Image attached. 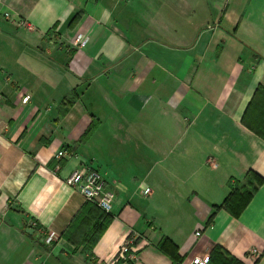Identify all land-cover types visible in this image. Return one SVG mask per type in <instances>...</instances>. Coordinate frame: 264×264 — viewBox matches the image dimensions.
Returning a JSON list of instances; mask_svg holds the SVG:
<instances>
[{
  "label": "crops",
  "instance_id": "obj_1",
  "mask_svg": "<svg viewBox=\"0 0 264 264\" xmlns=\"http://www.w3.org/2000/svg\"><path fill=\"white\" fill-rule=\"evenodd\" d=\"M0 70V264H173L163 237L180 264H264V0H0ZM83 162L115 192L90 249ZM248 172L239 215L215 210Z\"/></svg>",
  "mask_w": 264,
  "mask_h": 264
},
{
  "label": "trees",
  "instance_id": "obj_2",
  "mask_svg": "<svg viewBox=\"0 0 264 264\" xmlns=\"http://www.w3.org/2000/svg\"><path fill=\"white\" fill-rule=\"evenodd\" d=\"M92 129L90 126L85 135ZM258 131V130H257ZM261 133V132H260ZM263 183V180L253 172H248L245 181L242 183L237 179L230 178L227 182L229 193L224 198L222 203L215 206L214 209L223 208L230 214L238 216L239 213L249 203L258 187ZM111 215L96 207L90 202H85V205L75 214L69 224V229L75 230L79 239L75 240L77 245L85 244L89 249L93 243L99 238ZM159 249L166 253L172 260L173 264H180V256L177 253L176 245L166 237H163L158 243ZM214 253L216 264L224 261L227 256L225 251L218 246H214L212 254Z\"/></svg>",
  "mask_w": 264,
  "mask_h": 264
},
{
  "label": "built area",
  "instance_id": "obj_3",
  "mask_svg": "<svg viewBox=\"0 0 264 264\" xmlns=\"http://www.w3.org/2000/svg\"><path fill=\"white\" fill-rule=\"evenodd\" d=\"M89 38V32H77L73 40L74 46L78 49L84 48L88 44ZM29 99L30 96L24 94L21 98V102L26 103ZM1 101L2 94L0 93V104ZM74 155V150L67 149L65 147L61 148L53 156L55 162L53 169L55 171L59 170V161L62 158H71ZM66 183L78 192H80L86 202L94 204L96 207L106 213L110 212L113 200L115 198V192L110 189H107V187L105 186V180L103 178V175L99 170L83 162L71 172V174L66 179ZM148 191L149 188H145L143 190V194H147ZM33 226H35V224H33ZM196 235H199V232H196ZM53 237V233H47L44 239L45 243L52 244V241L54 239ZM131 243V240H129L121 247L119 253L122 256L125 257V252L128 251ZM130 257H133L132 254L130 255ZM208 261L209 258L194 257L191 260L190 264H207Z\"/></svg>",
  "mask_w": 264,
  "mask_h": 264
},
{
  "label": "water",
  "instance_id": "obj_4",
  "mask_svg": "<svg viewBox=\"0 0 264 264\" xmlns=\"http://www.w3.org/2000/svg\"><path fill=\"white\" fill-rule=\"evenodd\" d=\"M26 231H28V232H31L32 231V229H29V228H27V230Z\"/></svg>",
  "mask_w": 264,
  "mask_h": 264
},
{
  "label": "rangeland",
  "instance_id": "obj_5",
  "mask_svg": "<svg viewBox=\"0 0 264 264\" xmlns=\"http://www.w3.org/2000/svg\"><path fill=\"white\" fill-rule=\"evenodd\" d=\"M1 73H2V71L0 70V78H2V74Z\"/></svg>",
  "mask_w": 264,
  "mask_h": 264
}]
</instances>
